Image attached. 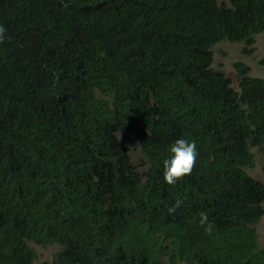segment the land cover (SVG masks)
I'll list each match as a JSON object with an SVG mask.
<instances>
[{
    "label": "trees",
    "instance_id": "1",
    "mask_svg": "<svg viewBox=\"0 0 264 264\" xmlns=\"http://www.w3.org/2000/svg\"><path fill=\"white\" fill-rule=\"evenodd\" d=\"M0 24V264H33L30 241L60 246L40 264H264V76L211 65L223 40L251 52L264 0H0ZM180 136L198 157L168 184Z\"/></svg>",
    "mask_w": 264,
    "mask_h": 264
},
{
    "label": "rangeland",
    "instance_id": "2",
    "mask_svg": "<svg viewBox=\"0 0 264 264\" xmlns=\"http://www.w3.org/2000/svg\"><path fill=\"white\" fill-rule=\"evenodd\" d=\"M244 45L243 42L222 41L213 48L212 66L217 69H222L232 80L234 86H236L238 82V74L234 68L235 61H242L248 64L250 67V74L264 76V66L259 63V60L264 56V33L255 36V41L252 44L253 50H251V52H245ZM130 148L133 161L139 169H144V157L140 151L137 138L134 136H132L130 140ZM251 149L254 152V165L248 168L247 171L250 175L264 182V147L252 146ZM256 229L259 242L264 245V202L263 214L256 224ZM29 244L37 252V258L34 264H40L43 260H51L52 256H54L55 252L59 249L56 243L39 245L34 242H29ZM163 264H169L165 258Z\"/></svg>",
    "mask_w": 264,
    "mask_h": 264
},
{
    "label": "clouds",
    "instance_id": "3",
    "mask_svg": "<svg viewBox=\"0 0 264 264\" xmlns=\"http://www.w3.org/2000/svg\"><path fill=\"white\" fill-rule=\"evenodd\" d=\"M7 32V29L5 28V26L3 24H0V41H3L5 39V33ZM224 41V40H223ZM222 42V41H220ZM229 42V41H227ZM219 43V42H218ZM216 43V44H218ZM215 44V45H216ZM214 45V46H215ZM214 46L212 47V50L214 48ZM252 47V46H251ZM253 50V48L251 49ZM212 60H213V56H212ZM212 63V62H211ZM246 64V63H245ZM212 65V64H211ZM248 65V64H246ZM262 65V64H261ZM249 66V65H248ZM264 66V65H262ZM213 67V66H212ZM214 69H217L215 67H213ZM235 68V67H234ZM250 68V67H249ZM222 70V69H220ZM223 71V70H222ZM224 72V71H223ZM237 72V71H236ZM238 74V73H237ZM250 74V71H249ZM252 75V74H251ZM256 76V75H255ZM229 77V76H228ZM239 78V77H238ZM231 80V79H230ZM232 82V80H231ZM232 84V83H231ZM238 85V82H237ZM234 86L232 84V86L235 89H238V86ZM132 138V137H131ZM129 146H130V142H129ZM252 147V146H251ZM259 147V146H258ZM252 150V149H251ZM169 155L166 156L163 160H162V174H163V179L166 183L168 184H175L177 183V181L183 177L186 174H190L196 161H197V157H198V148H197V142L193 139H189L186 138L184 136H180L178 138H176L169 146ZM130 154H131V148H130ZM135 163V162H134ZM141 170V169H140ZM264 183V182H263ZM264 202V201H263ZM263 202H262V206H263ZM181 201L177 200L176 203L174 205H171L168 208V212L172 213L176 210V208L180 205ZM261 218V217H260ZM259 221V220H258ZM202 225H206L208 227L209 230H211V225L210 223H207V216L206 214H202L200 221H199ZM258 223V222H257ZM256 223V224H257ZM256 224H255V228H256ZM257 231V229H256ZM258 234V233H257ZM259 238V237H258ZM32 242V241H30ZM35 243V242H34ZM56 243V242H54ZM37 244V243H36ZM47 244H53V243H47ZM58 245V247L60 248L59 244L56 243ZM30 245V244H29ZM40 245V244H39ZM46 245V244H45ZM262 245V244H261ZM31 246V245H30ZM32 247V246H31ZM59 250V249H58ZM57 250V251H58ZM36 251V250H35ZM56 251V252H57ZM55 252V253H56ZM55 255V254H54ZM54 256H52L53 259ZM37 258V256H36ZM51 259V260H52ZM166 259V258H165ZM51 260H43V261H51ZM42 261V262H43ZM167 261V259H166ZM35 262V260H34ZM33 262V264H34ZM168 262V261H167ZM163 263H164V259H163ZM169 263V262H168ZM170 264V263H169Z\"/></svg>",
    "mask_w": 264,
    "mask_h": 264
}]
</instances>
